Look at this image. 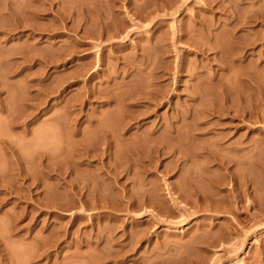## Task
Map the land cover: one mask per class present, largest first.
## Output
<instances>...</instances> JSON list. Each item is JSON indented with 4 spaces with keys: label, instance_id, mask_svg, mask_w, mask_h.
I'll use <instances>...</instances> for the list:
<instances>
[{
    "label": "rangeland",
    "instance_id": "1",
    "mask_svg": "<svg viewBox=\"0 0 264 264\" xmlns=\"http://www.w3.org/2000/svg\"><path fill=\"white\" fill-rule=\"evenodd\" d=\"M0 109V264H264V0H0Z\"/></svg>",
    "mask_w": 264,
    "mask_h": 264
},
{
    "label": "bare ground",
    "instance_id": "2",
    "mask_svg": "<svg viewBox=\"0 0 264 264\" xmlns=\"http://www.w3.org/2000/svg\"><path fill=\"white\" fill-rule=\"evenodd\" d=\"M236 39V38H235ZM240 39V38H239ZM239 39L237 38V40H238V42H239ZM236 40V41H237ZM248 43H250V42H244V45L245 44H248ZM238 44V43H237ZM237 44H235V45H237ZM251 44V46L253 47L254 46V44H252V43H250ZM250 44H248L249 45V47H251L250 46ZM234 45V51H233V53H229L228 54V58H230V59H232L233 57H234V55H238V56H241V57H243L244 56V54H243V52L246 50V47L243 45L242 46V44H240L239 43V45H237V46H235ZM248 45H246V46H248ZM247 50H248V48H247ZM255 79H257V78H255ZM230 88H232V87H230ZM0 111H1V109H0ZM231 121H232V119H231ZM223 138L222 137H220V139L219 140H222ZM105 145V144H104ZM234 149V151H239L240 149H238L237 147H234L233 148ZM87 152V153H86ZM85 153H84V156H85V154H89L90 152H88V150L86 151ZM208 152H212V150H208ZM88 157H90V155H88ZM85 158H86V156H85ZM104 173V172H103ZM109 175L110 176H113V177H115V174L114 173H112V171H110V170H108L106 173H105V176H107L108 178H109ZM89 185H90V183H88ZM84 185V184H83ZM86 185V184H85ZM83 186V187H86V186H88V185H86V186ZM90 186H92V185H90ZM82 187V188H83ZM89 188V187H88ZM92 188V187H91ZM95 188V187H94ZM87 189V188H86ZM95 189H97V188H95ZM95 189H90L89 188V191H91V193H92V191H93V193L95 194V195H93V193H92V195L94 196V197H92V195H91V193H89V191L87 192V193H85V194H87L88 196L89 195H91V196H89V197H91V198H94V200H96L95 202L96 203H99V199H101V197L102 196H100V194L98 193L97 194V192H99L100 191V189L98 190H96V193H95ZM101 192V191H100ZM85 198H86V196L85 195H83ZM88 198V197H87ZM97 205H99V204H97ZM85 206V204L82 206V208ZM88 206V205H87ZM86 208V207H85Z\"/></svg>",
    "mask_w": 264,
    "mask_h": 264
}]
</instances>
